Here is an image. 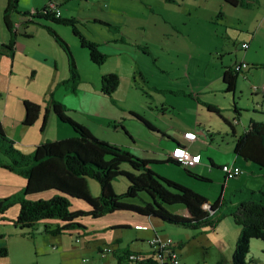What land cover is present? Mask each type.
<instances>
[{"label":"crops","instance_id":"0c3cea01","mask_svg":"<svg viewBox=\"0 0 264 264\" xmlns=\"http://www.w3.org/2000/svg\"><path fill=\"white\" fill-rule=\"evenodd\" d=\"M59 1L19 6L20 15L11 16L10 33L2 19L6 0H0V121L9 139H19L18 135L19 142L30 141L31 147L22 154L31 155L43 142L82 137L104 159L121 158L112 165L117 177L103 190L92 179L84 181L91 196L127 194L125 203L147 205L181 219L210 216L213 204L218 213L228 202L238 204L264 192V171L234 153L237 137L251 123H264V0H254L249 8L233 7L224 0H193L175 10L146 0L145 5L141 0H83L85 8L79 5L69 11H62ZM50 3L56 4L60 18L75 19L82 35L99 46L106 56L102 65L92 63L78 39L60 29L67 26L39 18L25 22L24 13ZM132 24L139 34L129 36L122 27ZM47 27L68 45L79 74L74 87L67 84L68 56ZM243 43L248 48L243 49ZM242 62L246 67L237 72L235 66ZM226 71L234 78L232 87L224 81ZM109 73L119 77L110 97L99 90L102 75ZM21 79L33 84L32 89L10 95L11 85ZM243 96L251 104H241ZM53 122L60 123L66 136L44 133ZM37 130L43 133L31 138ZM189 131L196 133L194 141L183 138ZM178 145L199 162L187 168L174 162L170 153ZM114 151L137 157L144 170L134 171L123 161L126 156ZM224 165H234L243 174L226 179ZM55 194L48 190L26 197L35 201ZM71 202L78 210L89 209L81 199ZM225 207L224 211L229 209ZM102 218H108L106 229L134 226L138 230L142 223L146 234L136 231L133 241L160 237L158 225H164L157 217L130 211ZM228 229L234 238L227 241H236L240 228L229 224ZM108 241L122 242V237L111 235ZM131 252L146 254L150 248Z\"/></svg>","mask_w":264,"mask_h":264},{"label":"trees","instance_id":"16d2710c","mask_svg":"<svg viewBox=\"0 0 264 264\" xmlns=\"http://www.w3.org/2000/svg\"><path fill=\"white\" fill-rule=\"evenodd\" d=\"M18 1L6 0L3 10V23L10 33L13 28L11 16L13 13H19ZM224 2L233 7L249 8L254 0H224ZM46 7L47 5L41 10L24 13L25 22H31L39 18L70 27L81 47L88 51L92 63L100 66L106 61V56L100 51L99 46L86 39L79 31L75 19L56 18L47 11ZM219 15L221 13H218ZM46 29L68 56L70 78L67 84L74 87L79 79V74L68 45L51 28L47 27ZM224 81L229 87L233 86L234 78L228 71L225 72ZM100 83L101 94L110 97L118 88L119 77L112 73L104 74ZM0 144H2L1 152L9 160V162H6L0 158V167L27 179V185L23 189L24 196L48 190L58 192V194L48 199L35 201L23 198V194L14 195L11 197V202L8 203L0 200V216L5 214L8 207L13 203L19 204V212L14 220L15 225L19 228L33 229L38 222L46 221L42 232L56 236L76 228H84L83 224L79 222L82 217L88 216L97 219L117 211L145 214L170 223L183 224L193 228L203 226L213 228L228 211V215L232 217L234 223L241 227L232 256V264H246L251 240L256 239L264 242L263 191L258 192V198L256 199H247L238 204H233L232 211L229 208L216 213L215 208L217 205L213 204L211 209L215 211L210 216L200 219H181L162 210L150 209L147 205L139 207L121 202L117 198L105 196L103 193L97 197L91 196L84 181L92 179L103 190L117 177L118 171L112 169V165L119 162L121 158L106 160L97 150L87 147L79 138L43 142L35 146L31 155H24L14 149L13 142L7 137L0 121ZM114 152L126 156L123 161L134 171L144 170L143 162L137 157L123 151ZM234 153L264 171V123H251L249 129L237 137ZM253 194L251 193V195ZM70 198L83 200L87 203L89 209L86 211L70 210ZM215 213L216 215H214ZM50 220H57V222L51 223ZM110 251L113 252L111 249L101 252L109 253ZM7 254V248L0 247V258L6 257ZM113 254L116 257L117 264H157L151 253L144 254L123 250ZM132 256L136 258L132 259Z\"/></svg>","mask_w":264,"mask_h":264},{"label":"rangeland","instance_id":"374dc122","mask_svg":"<svg viewBox=\"0 0 264 264\" xmlns=\"http://www.w3.org/2000/svg\"><path fill=\"white\" fill-rule=\"evenodd\" d=\"M29 1H36L37 3L43 5V0H19L18 7L23 6V4H27ZM82 1L83 0H80V2H76L74 0H60V8L62 11L63 9L64 11H69L70 8L74 9L79 5H82ZM146 1L151 2V4L161 2L162 6L175 10L180 6H183L182 4L184 3L182 2H185L186 5V3H190L193 0H162L163 2L160 0ZM141 2H144L145 5L144 0H141ZM130 3L131 2L127 1L126 5H130ZM102 4L104 5V3ZM83 5L85 8L86 5ZM12 15L16 17L20 15V13H13ZM163 15L164 17L166 16L165 14ZM165 18L170 19L167 16ZM193 25H195L194 22ZM133 27L136 28V25L132 24L129 28L128 26H123L122 28L129 36L139 34V30H135ZM60 29H66L68 33H72L70 27ZM253 85H256V83ZM4 87L5 84H3V88ZM32 87L33 84L28 85L27 81L21 79L16 83V85L14 83L11 85L10 95L19 91L23 92L32 89ZM249 95L252 96L251 94ZM250 102L251 100L246 99V96L241 97V104H251ZM9 106L8 113L10 111ZM22 118L23 117L19 118V120ZM11 121L12 120L10 118L7 121L8 124H10ZM59 125L60 123L56 124L55 122L49 124L44 133H47L50 137H58L59 134L66 136L62 134L64 129L59 128ZM38 131L39 130H37L31 138H35L43 133L42 131ZM11 138L10 140L14 142V149L18 150L19 148V152L21 154L26 152L24 149L26 150V148L31 147L28 139L19 142L18 140L20 137L18 135H16L15 138L19 139ZM80 139L83 138L81 137L79 140ZM1 146L2 144H0V158L9 162L8 158H6L1 152ZM91 181L98 186L94 180ZM26 185L27 179L0 167V200L7 203L11 202V197L17 195V191L19 190V194H23V198H27L23 193V189ZM128 198L127 194H125L117 199L121 202H126ZM233 198H236L235 202L239 200L238 196ZM72 199L73 198H70L69 200L71 205L70 210H77L78 205H76L75 202H71ZM134 201L140 203V201ZM225 205L229 207L231 211L233 210L234 206L231 202H228ZM225 205H223L219 213L226 208ZM18 212L19 204L13 203L8 207L6 213L0 216V247H6L8 250L7 256L0 258V264H117L116 257L113 253L123 250L141 251L149 249V245L146 242L148 238L144 241H133L136 231L146 234L147 229H145L146 227L142 225V223H139L141 225L137 228L138 230H135L136 228L134 226L130 228L118 227L106 229L105 221H108V218L101 217L94 219L86 216L79 219V222L83 224L84 228H76L74 230L52 236L42 232L43 225L46 221L38 222L33 229L17 227L14 220L16 219ZM160 220L164 222V225L160 223L158 225V222L153 221L156 226L158 225V228L162 226L160 230L156 229L160 238L163 240L170 238L177 244V246L180 243L182 244L180 245L181 248L179 247L178 249L180 264H232V256L236 241H227L232 237L234 238V233L228 229V226L230 224L233 225V227L240 229L241 227L239 225L235 226L232 217L228 215V211L224 217L220 218L219 222L222 221L221 225L219 226L218 224V227L215 229L211 226L193 228L183 224H175L162 219ZM49 222L56 223L57 220H50ZM111 235H113V237L121 236L122 242L108 241ZM107 249H111L113 252H101L104 250L106 251ZM246 264H264L263 241L256 239L251 240L249 253L246 257Z\"/></svg>","mask_w":264,"mask_h":264},{"label":"built area","instance_id":"2783aa9c","mask_svg":"<svg viewBox=\"0 0 264 264\" xmlns=\"http://www.w3.org/2000/svg\"><path fill=\"white\" fill-rule=\"evenodd\" d=\"M46 9L49 13L53 14L54 17H60V12L56 4L50 3L47 5ZM242 48H248V44L243 43ZM245 67L246 64L242 62L235 66V70L238 72ZM253 89L256 90L257 87H253ZM232 122L233 124H238L237 120H233ZM183 138L187 141H194L196 139V133L193 131L186 132L184 133ZM170 158L177 164L186 168L193 167L199 162V158L189 153V151L183 145H178L175 147L170 153ZM222 170L226 175V179H233L243 174V171L234 165H224L222 166ZM147 243L149 245L152 258L157 264H180L178 246L172 239L168 238L163 240L155 235L150 240H148ZM131 258L135 259L136 257L132 256Z\"/></svg>","mask_w":264,"mask_h":264}]
</instances>
